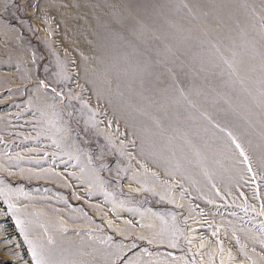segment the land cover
I'll return each mask as SVG.
<instances>
[{
  "label": "rangeland",
  "instance_id": "374dc122",
  "mask_svg": "<svg viewBox=\"0 0 264 264\" xmlns=\"http://www.w3.org/2000/svg\"><path fill=\"white\" fill-rule=\"evenodd\" d=\"M33 249L264 264V0H0V264Z\"/></svg>",
  "mask_w": 264,
  "mask_h": 264
},
{
  "label": "snow or ice",
  "instance_id": "6c2138e0",
  "mask_svg": "<svg viewBox=\"0 0 264 264\" xmlns=\"http://www.w3.org/2000/svg\"><path fill=\"white\" fill-rule=\"evenodd\" d=\"M238 146V145H237ZM239 147V146H238ZM33 256L36 258L37 264H43V261L40 259L39 254L33 249Z\"/></svg>",
  "mask_w": 264,
  "mask_h": 264
},
{
  "label": "bare ground",
  "instance_id": "6f19581e",
  "mask_svg": "<svg viewBox=\"0 0 264 264\" xmlns=\"http://www.w3.org/2000/svg\"><path fill=\"white\" fill-rule=\"evenodd\" d=\"M194 248H196V247H194ZM200 256V255H199Z\"/></svg>",
  "mask_w": 264,
  "mask_h": 264
}]
</instances>
